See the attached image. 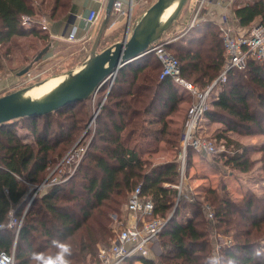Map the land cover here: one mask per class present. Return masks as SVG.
I'll list each match as a JSON object with an SVG mask.
<instances>
[{
    "label": "trees",
    "instance_id": "16d2710c",
    "mask_svg": "<svg viewBox=\"0 0 264 264\" xmlns=\"http://www.w3.org/2000/svg\"><path fill=\"white\" fill-rule=\"evenodd\" d=\"M71 1L0 0V50L21 37L43 38L44 31L36 23L25 28L22 18L36 20L39 13H49L51 19H57ZM232 14L238 28L245 30L258 17L264 20V1H254ZM187 34L178 47L173 48L171 42L166 49L178 59L181 77L204 91L218 78L226 58L218 23L199 16ZM10 55L11 48L0 54V71ZM162 70L155 53L149 52L125 65L112 85L107 82L98 91L97 95L105 93L106 101L94 122L83 161L72 176L68 172L63 175L68 180L39 191L30 205L36 188L48 180L50 170L66 150L58 151L61 142L69 143L84 122V117H78V106L86 107L92 97L46 116L0 125V224L7 222L11 213L19 220L25 213L19 232L17 226L0 230V252L12 253L16 244L15 264H46L50 259L59 264V245L63 244L70 249L64 255L68 264H81L97 252L99 243L109 242L108 211L119 208L138 186L155 204L153 217H169L178 196V190L171 186L180 182L179 155L161 164H153L144 156L151 153L150 145L163 141L181 151L183 131H172L167 118L178 111L185 98L170 77L160 78ZM212 106L206 118L224 124L219 138L226 147L233 146L232 152L220 153V158L226 166L249 173L256 165L253 154L260 152L264 177V141L251 148L227 137L228 132L264 137V63L249 61L246 69L231 70L226 82L220 83ZM41 119L44 125L39 128ZM54 121L62 128L58 130ZM68 124L71 129L66 131ZM18 126L26 127L35 140H29L28 133H19ZM190 153L196 152L188 149L186 170L193 161ZM210 193L213 227L230 236L232 244L215 254L210 223L202 226L195 205H189V214H183L181 200L160 235V260L155 256L142 258L143 264H208L212 256L221 264H264V193L256 195L248 190L239 201L220 191ZM256 250L260 256L254 254Z\"/></svg>",
    "mask_w": 264,
    "mask_h": 264
},
{
    "label": "rangeland",
    "instance_id": "374dc122",
    "mask_svg": "<svg viewBox=\"0 0 264 264\" xmlns=\"http://www.w3.org/2000/svg\"><path fill=\"white\" fill-rule=\"evenodd\" d=\"M156 2L157 0H150L148 4L143 5L141 8H139L136 11L133 17L135 24L139 21L144 11L146 12ZM35 4L36 6H39L38 1H36ZM196 7H197L196 0H188L185 6L183 7L182 11L180 12L178 18L173 22L172 26L165 32L164 37L170 36L171 38H175V40L173 41L174 42L173 44L175 46H173V48L176 46L178 47L179 44L181 43L180 41L183 40V38L181 37L189 32L187 31L188 26H189V23H191L194 18ZM206 9L207 7L202 11L203 13L201 14V17H204V15L211 16V14H209ZM105 11L106 10L104 9L102 15L100 16L98 20L95 31L92 32L91 35H88L89 37L87 38L86 41L72 44L70 48L68 47L67 49H65V54L70 53V56H68L67 59H65L63 62L54 63L44 68L39 65H34L32 63V60L34 59L33 57L37 54V51L33 54L30 52L31 50L35 49V47L37 49V45H36L37 39L35 37H34L35 39L32 37H28L22 41L18 38L14 40L13 43L8 44L2 50H0V54H3L6 51V49L11 48V55L8 56L7 59H4L5 69L0 71V74H1L0 97L11 94L13 92H17L19 90L30 88L34 85L40 84L55 76L72 73L76 69L82 67L88 61L90 57L91 50L97 39L102 22L105 19V15H106ZM216 11L214 14H217ZM47 16H49V13H41V14L39 13L37 17L38 18L41 17L40 19L41 21L44 17H47ZM257 20H260V19H257ZM126 27H127L126 20L117 19L111 16L107 29L105 31V34L101 39V42L98 46L97 51L100 53L108 48H111L117 42H120L124 34L126 33ZM133 29L134 28L131 29V32ZM188 35L189 34H187V36ZM28 54H30L31 56H27ZM29 65H31L30 67L31 72L28 71L30 72V74L26 73L24 75H20V73L24 69H26ZM157 73L159 74L160 71H158ZM188 82L190 81L188 80ZM190 83L195 85L192 82ZM195 86L199 88L197 85ZM215 92L216 91L214 90L210 94V100H209L210 108L209 109L213 108L212 102H213V97L215 95ZM179 93L180 94L184 93V90L180 89ZM96 96L97 97H95V99L92 98V100H90V102L87 104L86 107L78 106L77 108L79 109L78 117L80 119L84 117V122L81 124L82 126H80L79 130L75 132L73 139L69 143H67V140L64 142H61L62 144L59 146L58 151L60 152V150L62 151V149H66V150L63 152V156L58 158V161L61 162L64 159H66L68 153L72 150L74 146L78 145V147L79 146L83 147V144H86L87 146L90 140L92 139L94 128H95V123H93L91 127L87 126L86 124L88 120L90 119V117L94 119L95 114H97V112L99 114L100 109L102 108V106L104 105V102L106 101L105 93L104 94L100 93L99 95H96ZM184 100H185L183 101L184 104L183 102L180 104L178 111L168 116L167 118L168 122L170 123V126H169L170 129L172 131H178V133L179 131H181V129L183 131V125L185 123L183 118L184 116L185 118L187 117V111H188L189 106L193 102V97L186 96ZM182 104L184 105L183 112L180 111ZM178 112H180V114ZM60 118L63 119V117H60ZM96 119L97 118H95L94 122H96ZM91 120H90L89 125L91 124ZM53 124L56 125V128L60 127L59 126L60 124L59 123L57 124V121H54ZM221 124L222 123L219 121L208 120L206 119V116H205L201 124L202 126L200 128L199 135L205 138H209L211 140H215L217 152L212 155L202 154V153H197V152L190 153V156L191 158H193V161L191 162L189 169L186 170V179L184 182L183 197H182V202L180 204L183 214H189V211H188L189 205L197 206L200 212L198 213V217H197L198 219L197 218L196 219L200 221L202 226H206V223L207 224L210 223V226H211V230L209 228L211 232L210 242L213 248L215 249V254L220 253V252H217L216 245L221 241V238L223 239L224 237H230V236H228L227 234L221 235L220 233H218L213 227L214 221L210 220L208 216L206 215L205 209L207 206L211 207L212 209L214 208L212 201H209L210 199L213 198V195L210 192L212 190L220 191V193L222 194L225 193L226 195L230 196L235 201L241 200L243 198L244 193L247 192L248 190L256 194L259 193L258 195H261L264 192L263 190L264 189V182H263L264 177H263V173L260 171V168L262 167V164H260L261 162L259 159L261 157L260 152L253 154V159L257 158L259 160H255L256 165L249 173H243L241 171H238L231 167L226 166V164L224 163V160L220 158L219 156L220 153H223V152L230 153L232 152V149H233L232 148L233 146L226 147V144H225L226 142L223 139L219 138V136L223 134V131H221L219 128ZM43 125H44V120L42 119L39 120L38 127L41 128ZM158 127L159 126L157 125V126H153L152 128L156 129ZM16 129L22 135L28 133L26 135L29 136V140H32V141L35 140L33 136L29 134V130L26 127L18 126ZM70 129L71 127L68 124L66 126V131ZM149 133H151V131ZM227 137H230L231 139L235 141H239L240 143H243V144L251 145V143H253V144H256L257 147H259V144L262 143V139H263V137L259 135L252 136L249 134H244L243 136H240L239 134H231L230 136L228 135ZM180 138H181V132H180ZM180 144H179V148H180ZM257 147H254V148H257ZM149 148L152 149L151 153H147L144 156L146 159L149 158L153 164H161L166 161L175 160L176 157L181 152L179 151L178 153L176 149H173L172 147H170L169 144H166L164 141L159 142V143H153V145L152 146L150 145ZM194 158L196 162H194ZM82 161H83V158L80 160L78 166L81 164ZM76 163L77 161L73 160L72 165L75 166L74 164ZM57 166L58 164L50 170L49 172L50 177L55 176V173L57 172V169H56ZM74 168L75 167H72V169L71 167H65L62 169L61 172L58 171V173L64 175L66 172H69V170H74ZM45 188H48V187L45 186L43 188H40L38 191L33 193V196L34 195L36 196L39 191L41 190L43 191L45 190ZM35 196L31 198V202L35 198ZM177 198H176L175 206L173 210L171 211L169 217L176 211V208L179 206V202L177 203ZM127 199H128V196H127ZM127 199L123 202V204L119 208L112 210V211H108L107 219H109V222L107 224V229L110 230V238H109L110 240L108 243H104V242L99 243L97 245V249L99 245L108 246L112 242V239L114 238L112 223L116 219H119V220L124 219L125 217L124 208H125V204L127 203ZM184 203H187L188 206L184 207L183 206ZM103 221L105 222V220ZM93 224L94 222L92 221V225ZM162 243L163 241L161 242V240H159V242L155 244V246L151 250L150 257L152 258L156 257L157 260H160L158 258H159V255L163 253ZM12 250L14 251V246ZM97 252L93 256L88 255L85 258V261L81 264L93 263L96 258Z\"/></svg>",
    "mask_w": 264,
    "mask_h": 264
},
{
    "label": "built area",
    "instance_id": "2783aa9c",
    "mask_svg": "<svg viewBox=\"0 0 264 264\" xmlns=\"http://www.w3.org/2000/svg\"><path fill=\"white\" fill-rule=\"evenodd\" d=\"M149 1L150 0H115L113 3L112 16L117 19L126 20V31L130 33L131 29L136 25L133 20L136 11L143 5L148 4ZM254 1L264 0H196V12L192 22L189 23L187 31L195 26L197 19L201 16L203 13L202 11L206 7V10L212 16L216 15L214 13L218 8H221L222 12L218 14V19L216 21L226 53L225 62L220 75L204 91H201L195 85L181 77L178 59L166 49V46L173 42L175 38L161 39L150 47L149 52L155 53L163 65L160 78L164 79L170 77L174 84L178 86L179 90L182 89L187 96L193 97V102L188 108L187 117L183 125L181 152L179 153L180 182L177 185L171 186L178 190L177 203L180 202L183 197L188 149L192 148L197 153L208 155L217 152L215 140L199 135L201 124L206 116L207 110L210 108V94L214 90L216 91L213 97L214 100L218 95L220 83L226 82L231 70H244L249 61L264 63V20L262 17H258L257 19L260 20L255 19L247 29L240 30V28H238V20L233 17L232 14L233 10ZM107 3L108 0H104L98 7L91 8L88 11L86 17V33L88 35H91V33L95 31L98 20L103 10L106 8ZM35 23H37V21L29 16H24L22 18V24L25 28H31ZM40 23L46 33H51L54 29V22L51 20L43 18ZM67 39L70 41L76 40V31L73 30L70 35L67 36ZM27 73L30 74L29 72ZM110 84L112 85L113 82ZM93 123H91L90 126ZM86 150L87 146H74L68 153L66 159L58 164L56 167L57 171L61 172L65 167H71V169L75 167L74 170H69L67 174L69 177L72 176L78 168L80 160L84 157ZM73 160L77 161V163L74 164L75 166L72 165ZM69 177L63 179V175L57 172L54 177L49 176L48 180L42 184L43 186L41 185L38 188L60 184L68 180ZM167 186L170 187L169 185ZM30 203L31 201L29 205ZM154 211V202L149 197L143 195L141 186H138L129 193L124 208V219H116L112 223L114 238L111 244L108 246H99L94 262L89 264H143L140 259L150 257L151 250L155 244L159 242L160 235L172 216L171 215L167 219L153 217ZM205 211L208 218L214 221V210L207 206ZM23 217L19 220L11 213L8 221L0 224V230L11 229L17 226V232H19L23 223ZM231 244V237L221 238V241L216 245V250L220 252L219 250L223 246H230ZM0 264H15V245L12 253L0 252Z\"/></svg>",
    "mask_w": 264,
    "mask_h": 264
},
{
    "label": "water",
    "instance_id": "95a60500",
    "mask_svg": "<svg viewBox=\"0 0 264 264\" xmlns=\"http://www.w3.org/2000/svg\"><path fill=\"white\" fill-rule=\"evenodd\" d=\"M114 1L108 0L105 19L82 71L44 100L21 101L19 99L21 93L28 88L0 97V125L21 118L46 116L67 105L90 97L95 98L107 82L115 81L118 72L125 65L149 53L150 47L172 26L188 0H178L175 10L164 23H159L160 18L165 8L174 0H157L136 23L132 32L126 31L120 42L99 53L97 49L112 16ZM29 70L24 69L20 75L26 74ZM97 115L98 112L94 119ZM39 189L37 188V191Z\"/></svg>",
    "mask_w": 264,
    "mask_h": 264
},
{
    "label": "crops",
    "instance_id": "0c3cea01",
    "mask_svg": "<svg viewBox=\"0 0 264 264\" xmlns=\"http://www.w3.org/2000/svg\"><path fill=\"white\" fill-rule=\"evenodd\" d=\"M102 1H104V0H72L71 4L63 11V13L60 15L59 18L51 19L50 16L44 17V19H48V20H51L54 22V29L52 30L51 33H46V31L43 30L42 24L40 23L41 17L40 18L37 17L36 26L38 27V29H42L44 31V37L39 39V38H36L35 36L31 35V36L19 38L21 41L25 40V38H28V37H32V38L35 37L37 39V42H36L37 49L35 47V49L31 50V52H30L33 54L37 51V54L33 57L34 59L32 60V63L34 65H39V66L44 68V67H48L54 63L63 62L65 59H67V57L70 56V53L65 54V49H67L68 47L70 48L72 44H76L78 42H84L89 37L88 34L86 33V17H87L88 11L91 8L98 7ZM105 10H106V8H105ZM217 10H218V11H216L217 14L215 15L216 17L212 16V15L211 16L204 15V17L206 19H210V18L218 19V14H220L222 12V10H221V8L220 9L218 8ZM73 30L76 31V40L70 41L67 39V36H69ZM165 38H171V37L170 36L164 37V35H163L162 39H165ZM27 56H31V55L28 54ZM182 96H183V98H185L187 95H186V93H182ZM183 104H184V102H183ZM183 104H182L181 110H180L182 112L184 109ZM178 113L180 114V112H178ZM183 119L185 122V119H186L185 116ZM219 128L221 131H224V129H225L224 124H221ZM231 134H238V133L228 132L227 136L228 135L230 136ZM239 135L243 136L241 134H239ZM252 136H254V135H252ZM259 136H261V135H259ZM261 137H263V136H261ZM263 141H264V137L262 139V142ZM261 144L262 143H260L259 146ZM244 145L251 147V148L257 147L256 144H253V143H251L252 146L249 144H244ZM259 159L256 158L254 160H259ZM194 162H196L195 158H194ZM247 189H249V188H247ZM258 194H256V195H258ZM243 197H244V195H243ZM99 246H101V245H99ZM99 246H98V248H99Z\"/></svg>",
    "mask_w": 264,
    "mask_h": 264
},
{
    "label": "bare ground",
    "instance_id": "6f19581e",
    "mask_svg": "<svg viewBox=\"0 0 264 264\" xmlns=\"http://www.w3.org/2000/svg\"><path fill=\"white\" fill-rule=\"evenodd\" d=\"M177 3L178 0H174L169 6L165 8V11L161 16L159 23H164L168 19V17L175 10ZM83 68L84 66L76 69L72 73L55 76L40 84L34 85L23 91L19 99L23 102L44 100L52 95L55 91L69 83L73 79V77H75L82 71Z\"/></svg>",
    "mask_w": 264,
    "mask_h": 264
},
{
    "label": "clouds",
    "instance_id": "9594fccd",
    "mask_svg": "<svg viewBox=\"0 0 264 264\" xmlns=\"http://www.w3.org/2000/svg\"><path fill=\"white\" fill-rule=\"evenodd\" d=\"M59 247L61 249V254L57 257L59 264H68V261L64 259V255L70 252L69 247L63 244L59 245ZM254 254L256 256H260L261 252L260 250H256ZM46 264H56V262L50 259L46 262ZM208 264H221V261L218 257L212 256L209 258Z\"/></svg>",
    "mask_w": 264,
    "mask_h": 264
}]
</instances>
